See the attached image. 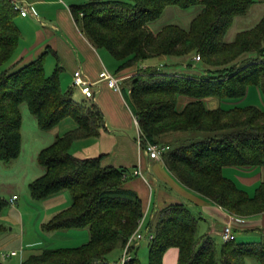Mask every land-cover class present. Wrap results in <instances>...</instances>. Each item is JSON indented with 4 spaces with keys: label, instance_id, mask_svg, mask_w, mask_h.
I'll return each mask as SVG.
<instances>
[{
    "label": "trees",
    "instance_id": "trees-1",
    "mask_svg": "<svg viewBox=\"0 0 264 264\" xmlns=\"http://www.w3.org/2000/svg\"><path fill=\"white\" fill-rule=\"evenodd\" d=\"M255 3L89 0L70 5L85 36L120 61L118 71L135 68L128 104L139 119L144 145L160 143L172 132L203 133L201 139L189 138L190 143L167 150L165 163L187 188L245 217L264 212V180L250 195L223 170L227 166L264 167V109L253 104L211 108L206 99L242 98L251 86L259 87L264 95V16L227 40L235 19L246 15ZM170 5L184 9L202 5V10L188 28L167 24L152 31L149 23ZM20 14L12 0H0V161L11 162L21 154L23 104L43 131L72 119L74 128L38 152L37 161L45 171L30 182L29 191L37 200L62 190L71 193V205L45 222V231L87 228L90 233L85 243L45 248L22 264H107L136 230L144 215L142 199L125 187L127 168L103 165L104 154L83 159L71 152L76 140L99 136L106 128V118L95 99L75 98L78 87L74 83L63 89L62 66L57 64L47 74L48 50L20 68L3 69L21 43L22 31L16 22ZM197 55L201 57L198 61ZM161 56L177 60L168 63L173 71L144 64ZM8 202L0 196V212ZM4 228L0 223V232ZM152 232L148 264H163L171 247L178 248L177 264H246L248 258L264 264V236L259 241L220 242L200 235L199 219L184 203L165 207ZM139 248L132 249L133 257L126 264H144Z\"/></svg>",
    "mask_w": 264,
    "mask_h": 264
},
{
    "label": "crops",
    "instance_id": "crops-1",
    "mask_svg": "<svg viewBox=\"0 0 264 264\" xmlns=\"http://www.w3.org/2000/svg\"><path fill=\"white\" fill-rule=\"evenodd\" d=\"M260 1L264 2V0ZM18 3L29 9L25 16L22 14L19 16V18L23 17L19 26L26 45L15 55L11 66L20 68L48 50L47 58L52 55L55 65L62 66L61 83L69 87L73 86V74L76 70H81L94 83L95 100L105 115L106 128L97 137L76 140L71 147L73 155L85 159L104 154L103 165L128 169L125 187L137 192L142 199L145 233L148 234L153 230L154 222L159 220V214L165 207L172 203H184L199 216L201 235L223 241L221 231L229 221L230 212L183 185L168 169L165 157L150 158L140 148L137 142L138 128L134 122V113L128 104L132 85L126 82L136 73L135 68L118 71L120 61L106 48L96 47L81 31L71 13L69 1L18 0ZM25 33L28 34L29 40L25 37ZM105 68L120 78L121 91L114 90L106 81L100 80V73ZM186 101L187 98L183 99V104ZM75 126L74 122V125L70 124L68 128L72 129ZM39 151H36V156ZM22 152L17 160L20 159ZM229 167L235 170L232 171L236 175L230 173L232 175L230 176L226 173L227 169H231ZM136 169L141 170L142 174H134ZM223 172L240 187L243 184L255 186L264 176V167L227 166L224 167ZM35 178L29 179L28 183L30 184ZM14 194L18 193H11L9 199ZM44 199L45 202L11 203L9 201L6 208L0 212V223L5 227L0 232L2 264H22L30 255L39 254L45 248L77 246L89 240L90 233L87 228L45 231L43 224L59 211L69 207L72 196L68 190H62ZM233 225L237 239L240 234L246 233L262 237L264 212L245 217L242 221L234 222ZM142 243L143 240L140 242L139 253ZM11 250H16L18 253L6 258L1 256L2 252ZM121 254L122 249L115 250L110 260L118 259ZM177 261L178 248H169L165 253L163 264H177ZM246 264H259V262L255 258H248Z\"/></svg>",
    "mask_w": 264,
    "mask_h": 264
},
{
    "label": "rangeland",
    "instance_id": "rangeland-1",
    "mask_svg": "<svg viewBox=\"0 0 264 264\" xmlns=\"http://www.w3.org/2000/svg\"><path fill=\"white\" fill-rule=\"evenodd\" d=\"M67 1H69V3L71 4H81L89 0H67ZM256 1L257 3L251 7V9L246 15L239 16L235 19V21L232 24V27L230 28L227 34V40L229 41L233 40L239 31L252 27L257 23V21L262 16H264V2L261 3L260 0H256ZM201 10H202V5H195L187 9L181 8L176 5H170L165 9L164 13L159 19L149 23V27L154 32L159 31L164 25L167 24H178L184 28H188L192 19ZM22 18L23 17L21 18L17 17L16 22L20 24ZM25 37L27 38L28 34L25 33ZM25 45H26V40L24 41V39H21V45L19 49H17V51L15 52V55ZM171 58L172 57L169 56H165V58H160V57L151 58L149 60H146L144 64L159 65L161 71L169 72V71H173V68H171L168 64ZM13 60L14 59H12L10 62L5 64L3 69L9 67L12 64ZM176 61L177 60H171V62H176ZM55 66L56 65L54 62V57L52 55H49L45 64V69L48 75H51L53 73ZM126 82H128V85L130 84L132 85L131 80H127ZM62 86L64 90H67L69 88V86H67L64 83H62ZM75 98L77 100H81L85 98L84 96H82V93L78 88L75 89ZM206 104L208 105V107L211 108H215L219 106H222L224 108H229L233 106H245V105L253 104L264 109V95L262 94L259 87L252 86L251 90L247 93L245 97L224 98V99H220L218 97H210L206 99ZM21 110L23 113V120H24L23 150H22L23 152L20 159L18 160L14 159L11 162L0 161V196L9 199V195L11 193L17 192L19 200H16V202H45V199L44 200L33 199L29 191V183H28L29 179H32L33 177H37L42 173H44L45 171L44 167L41 166L37 161L36 151H39L43 147L52 143L57 136L62 135L67 129H69L68 127L70 126V124L74 125V121L70 118H66L54 129H51L49 131H43L38 127L35 117L29 112L26 104H23L21 106ZM204 134L207 135V133ZM201 137H203V133L199 131L172 132L164 135L162 137V142L160 143L164 145L170 144L169 149H175L183 144L190 143L191 140L189 138H193V140H198L199 138L201 139ZM229 168L231 169H227L226 173L230 176L236 175L232 171L234 169L232 167ZM263 180H264V176L256 182L257 184L255 186L243 184L245 186L244 187L243 185L241 184L240 185L246 188L249 191L250 195H254L256 187ZM194 214L196 215V212ZM196 216L197 218H199L198 215ZM238 216L240 217L241 221L245 218V216H241V215ZM157 223L158 221L156 220L153 225L154 227L153 231L155 230ZM199 234L201 235L200 230H199ZM244 235H247V237H245ZM260 239L261 236L250 235L248 233L243 235L240 234L238 236V241L241 242L242 241L250 242L253 240L259 241ZM149 244H150V238L149 236H147L146 238L143 239L142 247L139 253V257L144 264H148ZM118 250L120 251V249H116V251Z\"/></svg>",
    "mask_w": 264,
    "mask_h": 264
},
{
    "label": "built area",
    "instance_id": "built-area-1",
    "mask_svg": "<svg viewBox=\"0 0 264 264\" xmlns=\"http://www.w3.org/2000/svg\"><path fill=\"white\" fill-rule=\"evenodd\" d=\"M12 1L14 2L16 8H19L23 16H25L28 13L29 9L24 8L21 5H19L18 0H12ZM195 58L197 60L201 59L200 55H197ZM73 76H74L73 83L75 86L79 88L82 94L87 98L95 99L96 91L94 89V83L88 77H86L81 70H76ZM100 80L106 81L108 85L116 91L122 90L120 78H118V76L115 73L109 71L106 68L102 70V72L100 73ZM134 122L138 128L137 142L140 148L143 149L149 155L150 158H156V159L163 158L164 153L170 148V146L169 145L167 146L161 143H154L150 141L146 142L144 145V135L140 127L139 119L135 114H134ZM134 174L136 175L142 174V172L141 170L136 169L134 170ZM17 198H18V195L14 194L9 199V201L11 203L16 202ZM239 221H240V217L238 215L230 213L229 221L224 225L221 231V236L224 241L236 239L237 235L234 230L233 224L234 222H239ZM144 222H145V214L139 220L136 230L128 238L126 245L122 249L121 256L118 259L109 260L107 264H126L133 257L132 249L135 246H139L140 242L147 236H149L150 239L154 237V234L152 231L149 232L148 234L144 232V229H143ZM17 253L18 252L16 250H11V251L2 252L1 256L6 258L12 255H16Z\"/></svg>",
    "mask_w": 264,
    "mask_h": 264
}]
</instances>
